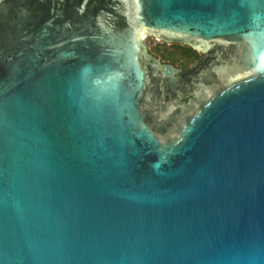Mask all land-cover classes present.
Returning <instances> with one entry per match:
<instances>
[{
  "label": "water",
  "instance_id": "water-1",
  "mask_svg": "<svg viewBox=\"0 0 264 264\" xmlns=\"http://www.w3.org/2000/svg\"><path fill=\"white\" fill-rule=\"evenodd\" d=\"M0 264H264V0H0Z\"/></svg>",
  "mask_w": 264,
  "mask_h": 264
},
{
  "label": "rangeland",
  "instance_id": "rangeland-1",
  "mask_svg": "<svg viewBox=\"0 0 264 264\" xmlns=\"http://www.w3.org/2000/svg\"><path fill=\"white\" fill-rule=\"evenodd\" d=\"M146 50L163 62H170L182 69L191 65L201 56L198 51H193L185 46L169 44L155 35L143 36Z\"/></svg>",
  "mask_w": 264,
  "mask_h": 264
},
{
  "label": "flooded vegetation",
  "instance_id": "flooded-vegetation-1",
  "mask_svg": "<svg viewBox=\"0 0 264 264\" xmlns=\"http://www.w3.org/2000/svg\"><path fill=\"white\" fill-rule=\"evenodd\" d=\"M164 42L166 43H169V44H178V45H181L182 47L185 46L186 48H189L193 51H198L201 53V56L196 59L191 65H189L188 67H186L185 69H182L181 67H178L170 62H163L160 60L161 63H164V65H171L172 67L174 68H179L183 71H190L191 69H194L195 67H200L201 65H204V58L206 56V54L208 52H210V50H207L205 51L204 48L200 47V46H196V45H193L189 42H184V41H179V40H165V39H162Z\"/></svg>",
  "mask_w": 264,
  "mask_h": 264
}]
</instances>
